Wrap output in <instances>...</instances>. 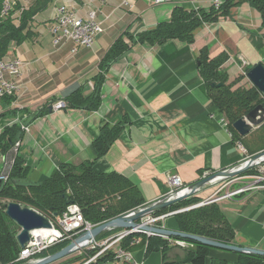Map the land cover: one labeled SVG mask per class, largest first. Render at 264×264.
<instances>
[{"label": "crops", "instance_id": "1", "mask_svg": "<svg viewBox=\"0 0 264 264\" xmlns=\"http://www.w3.org/2000/svg\"><path fill=\"white\" fill-rule=\"evenodd\" d=\"M33 1L20 0L24 7ZM215 2L53 0L34 17V35L22 43L13 42L5 56L20 58L23 69L17 78L19 91L0 98V136L14 124L21 127V135L9 151L0 148V177L10 173L16 157L24 161L26 180L34 183L47 179L61 164L92 162L100 172H118L131 179L147 204L169 194L170 174H178L186 187L252 156L242 150L241 141L233 138L224 123L225 116L217 111L199 67L206 48L210 58L226 57L220 70L229 81L242 76L235 87H253L247 74L256 64L264 66V25L261 13L249 2L233 7L225 17L203 21L193 31L192 42L179 37L158 44L128 39L129 50L106 71L100 68L106 51L124 32L137 39L171 22L177 8L199 14L217 8ZM61 5L82 16L91 9L97 11L104 32L92 46H80L74 52L73 41L53 43L51 27ZM99 74L104 76L100 84ZM97 92L100 104L89 109ZM58 100L73 101L75 106L52 109ZM105 125H122V131L98 157L94 141ZM252 132L243 137L249 141ZM246 176L207 185L193 196L219 204L234 227L233 244L264 250V188L224 196L249 182ZM235 178L239 180L233 182ZM225 183L229 185L224 187ZM169 217L173 216L159 226L179 230L177 219L169 222ZM185 253V248L170 245L167 260L177 264ZM133 256L145 264H163L161 251L146 254L141 245L133 248ZM224 260L236 263L239 255L210 249L208 264Z\"/></svg>", "mask_w": 264, "mask_h": 264}, {"label": "trees", "instance_id": "2", "mask_svg": "<svg viewBox=\"0 0 264 264\" xmlns=\"http://www.w3.org/2000/svg\"><path fill=\"white\" fill-rule=\"evenodd\" d=\"M7 14H3L6 0H0V59L4 58L13 42L22 43L34 35L32 23L36 14L45 11L53 0H34L29 7L21 5L20 0H13ZM244 2H249L256 8L262 16L264 25V0H225L217 8L209 12L185 11L184 8H177L173 14L171 22H163L156 29L141 33L134 39L127 31L120 35L111 45L100 62V68L106 71L110 64L121 57L130 48V44L135 42H148L150 44L163 43L171 38H182L189 42L193 41V31L203 21H213L220 17H225L230 10ZM200 72L206 80L211 98L217 111L224 114L228 128L235 140H240L246 147L249 155L264 150V123L251 133L248 141L241 136L234 128V122L248 114L258 104L264 103V97L255 87L246 88L244 86L235 87L236 83L242 80L239 76L233 81H229L226 72L220 70L226 61L225 56L210 58L209 52L205 48L201 51ZM103 74L98 75V82L103 81ZM222 83L220 86H212V83ZM67 102V101H66ZM100 104V94L97 92L90 100L89 109L97 108ZM67 105L75 106V102H67ZM43 112H40L42 114ZM122 131V125L110 127L103 126L100 136L94 141L98 157L104 155L110 145L116 140ZM21 135V127L17 124L7 127L0 136V148L7 152L15 144ZM7 180L0 183V261L3 264H25L27 261H16L21 245L18 242V232L21 228L7 215V204L11 201L34 208L50 218H56L62 214L70 203L78 204L88 222L100 225L104 222L117 218L134 209L144 206L146 201L139 186L131 179L118 172L103 173L94 167L92 162H82L80 165L72 163L61 164L50 174V176L39 183L26 180L27 168L24 161L16 157ZM255 168L243 171L244 174H251ZM201 200L192 196L182 199L169 207L157 211L155 215L166 214L168 212L184 209L200 203ZM179 231L207 237L225 244H233L235 230L220 208L214 201L193 207L175 214ZM114 231L103 232L96 239L101 240L106 235H111ZM79 235L74 236L75 239ZM141 238V246L147 242L146 254L153 250L161 251L163 254V264H174L167 260L169 246H178L171 243L169 238L154 235L133 234L127 237L122 244L129 247L130 241L135 237ZM186 240L189 245L185 248L186 253L177 264H208L210 249L215 248L196 242L191 239L170 237ZM72 239H66L53 247L45 250L38 257L60 251L66 247ZM134 246L131 248L133 249ZM180 248V247H179ZM219 249V248H217ZM223 250V249H222ZM86 254H71L55 264H72L83 261L88 255H93L97 250H83ZM229 251V250H226ZM238 253L239 260L230 263L226 260L220 264H264V256L251 253ZM114 258V252L110 250L97 259V262L90 264H102Z\"/></svg>", "mask_w": 264, "mask_h": 264}, {"label": "built area", "instance_id": "3", "mask_svg": "<svg viewBox=\"0 0 264 264\" xmlns=\"http://www.w3.org/2000/svg\"><path fill=\"white\" fill-rule=\"evenodd\" d=\"M11 1V2H10ZM126 4H131L134 0H125ZM155 4H163L167 2H194L195 0H152ZM13 0H6L3 14H7L13 5ZM221 3L216 0L215 5L219 6ZM85 16L77 13L75 9H71L66 5H61L57 8L55 13V23L51 27V32L53 34V43L56 46L61 45L64 41H73L76 47L73 49L74 52L77 51L78 47H89L92 46L98 35L104 32V26L102 21L97 17V11L91 9ZM22 60L20 58H9L4 57L0 59V98L6 95H14L19 91L20 85L17 78L21 76L22 73ZM54 110H59L61 108L67 107V102L65 100H58L52 106ZM224 123L228 125L226 118L223 119ZM239 146L242 150H246L243 142H239ZM257 167H260L258 165ZM209 174H206V176ZM2 180L8 179V174H4L0 177ZM168 183L170 185V194H182L185 191V187L181 177L178 174L168 175ZM229 180V179H228ZM239 178H235L232 181H237ZM227 181V180H225ZM224 181V182H225ZM229 185L224 184V187ZM223 188V186H222ZM221 188V190H222ZM264 188V171L260 170L259 173L252 176V180L247 182L244 186L227 192L224 196L232 197L234 195L240 194L247 190ZM214 202V199H209L201 204L205 205L207 203ZM200 205V204H199ZM178 212V211H176ZM176 212H172L174 214ZM169 214L161 215H148L139 220V226L131 229H121L117 234H112L107 238L90 241L85 247L80 248L78 251L80 253L83 250H97L93 255H88L85 260L77 264H90L97 262L100 256H103L110 250L114 252V258L108 262L102 264H145L144 261H138L134 259L133 256V246L140 245L141 238L138 236L133 238L129 247H125L122 242L133 234H144L148 237L157 235L151 231L145 230L141 225L149 226H159L163 219ZM52 222V227L41 228L31 231L30 241L21 248L20 253L16 261H34L40 257L39 254L45 250L51 248L53 245L65 239H74L76 235H80L91 228L94 224L88 222L84 216V212L81 207L76 203H71L68 205L67 209L56 218L48 217ZM161 227V226H159ZM165 237V236H164ZM171 240L172 244L178 245L179 247H187L189 243L183 239H175L166 237ZM148 243L146 242L143 250L146 252ZM0 264H3L0 261Z\"/></svg>", "mask_w": 264, "mask_h": 264}, {"label": "water", "instance_id": "4", "mask_svg": "<svg viewBox=\"0 0 264 264\" xmlns=\"http://www.w3.org/2000/svg\"><path fill=\"white\" fill-rule=\"evenodd\" d=\"M253 86L258 88L264 97V66L259 63L253 66L247 74ZM222 83L213 82L212 86H220ZM264 123V103L258 104L254 109H252L248 114L241 117L234 122V128L241 136H246L252 132L255 128L260 127ZM264 162V150L257 152L256 154L248 157L241 163L222 170L220 172L208 175L206 177L199 179L198 181L185 187V191L182 194H167L162 198L155 200L153 202L147 203L146 205L134 209L126 214H123L117 218H114L100 225L94 226L90 230L80 234L78 237L73 239L66 247L58 252L49 254L44 257H40L34 261L27 262L25 264H52L59 261L74 252L78 251L80 248L85 247L90 241L95 240V238L101 233L112 230V229H131L139 226V220L143 217L156 213L162 209L169 207L170 205L195 195L199 190L207 185L220 183L225 180L231 179L233 177L242 174L243 171H247ZM1 183V180H0ZM195 206V205H194ZM194 206H190L179 211H184ZM7 215L21 228L18 232L17 238L21 247H24L31 239V231L41 228L52 227L51 220L39 212L38 210L31 208L29 206L22 205L21 203L11 201L7 204L6 208ZM145 230L151 231L159 236L165 237H181L185 239H191L196 242L203 243L215 248L236 251L239 253H251L264 256V250H259L250 247H242L237 244H225L214 239H210L203 236L193 235L181 232L179 230H170L166 227L141 225Z\"/></svg>", "mask_w": 264, "mask_h": 264}, {"label": "rangeland", "instance_id": "5", "mask_svg": "<svg viewBox=\"0 0 264 264\" xmlns=\"http://www.w3.org/2000/svg\"><path fill=\"white\" fill-rule=\"evenodd\" d=\"M11 2V1H10ZM21 3V2H20ZM68 106V105H67ZM248 140V139H247ZM244 145V144H243ZM255 169H254V172L253 173H251V174H244V175H247L246 177H245V179H247V180H252V176L253 175H255V174H257V173H259L260 172V170H263L264 171V162L262 163V164H260V167H254ZM241 175H243V174H241ZM243 175V176H244ZM2 180V179H1ZM202 202H204V201H201L200 203H198V204H195V206L194 207H197V206H200V205H202L201 203ZM71 204V203H70ZM200 204V205H199ZM146 205V204H145ZM187 208V207H186ZM181 210V209H180ZM176 211H178V212H180L179 210H176ZM176 211H172V212H176ZM172 212H168V213H166V214H169L168 216H170V215H172L173 217H169V219H167V221H169V222H174L175 220H176V217H174V215L176 214V213H178V212H176L175 214H171ZM152 214V213H151ZM152 215H155V214H152ZM163 215V214H162ZM168 216H166V217H168ZM165 217V218H166ZM164 220V219H163ZM162 220V221H163ZM176 222V221H175ZM16 223V222H15ZM105 223V222H104ZM124 229V228H123ZM120 228H118V229H112V231H114L112 234L114 235V234H117L118 232H120ZM107 231H111V230H107ZM107 231H105V232H107ZM106 236H108V235H106ZM109 237V236H108ZM66 240V239H65ZM63 241V240H62ZM61 242V241H60ZM59 243V242H58ZM57 243V244H58ZM56 245V244H55ZM54 246V245H53ZM52 246V247H53ZM140 247V246H139ZM86 254L87 253V251H84V252H82V253H80L79 251H76V252H74V254ZM88 254V253H87ZM70 256V255H69ZM68 257V256H67ZM66 258V257H65ZM64 259V258H63ZM62 260V259H61ZM61 260H59V261H56V262H54V263H52V264H55V263H57V262H60Z\"/></svg>", "mask_w": 264, "mask_h": 264}]
</instances>
